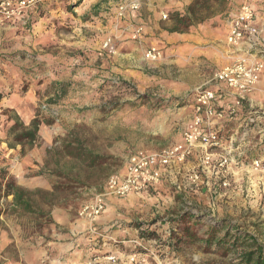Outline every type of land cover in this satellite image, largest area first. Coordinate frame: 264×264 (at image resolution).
<instances>
[{"label": "rangeland", "instance_id": "obj_1", "mask_svg": "<svg viewBox=\"0 0 264 264\" xmlns=\"http://www.w3.org/2000/svg\"><path fill=\"white\" fill-rule=\"evenodd\" d=\"M85 2L86 0H48L41 7L31 32L21 26L0 27V54H6L13 62L30 61L31 51L25 47L14 49V46L28 45L31 48L35 40L33 37H37L36 25H39V22L45 27H53L57 36L56 45L61 46L64 35L74 34L72 32L77 27V19L85 16L84 21L93 22L92 14L85 13L90 10L88 2ZM109 7L112 11L117 10V7ZM162 18L167 22L172 15L168 14L166 18ZM185 31L188 30L182 32ZM59 32L62 35H59ZM197 46L201 48L207 44L199 42ZM209 47L215 56L214 59L220 56L221 48H213L216 44L212 43ZM192 49L191 46L182 47L181 52H173L172 46H166L167 61L162 65L163 73L171 77L184 74L187 79L186 69L172 60L186 56L188 52H196L199 48H194L196 51ZM19 55L20 60L17 58ZM187 64L188 61L181 63ZM207 66L209 67H206V70L209 72H199L196 83L202 82L206 77H212V81L204 86L214 88V75L220 66L217 61L209 62ZM180 68L184 73L177 71ZM15 84L16 81L11 85L12 90L16 89ZM98 88L97 92L84 94L82 98L79 95L77 101L61 105L44 101L43 97H40L36 107L44 122L40 128V139L38 145L33 148L26 147L24 151H21L20 146L9 148L5 142L8 128L13 123V120H8L7 110L13 107L7 106L4 101L8 93L0 91L4 94L0 100V169L7 170L8 176L18 185L32 191L34 200L33 211L14 209L11 204L12 197L0 201V242L9 240L4 249L7 256L13 254L14 258V254L19 255L21 252L18 258L13 259V263L41 262L44 258H41V253L47 249L49 260L61 257L74 259L76 243L82 238L96 240L94 237H97V234L90 231L88 221L85 223L79 215L83 206L105 191L107 180L112 174L125 170L130 155L138 150L161 151L176 144L179 139V108H182L179 103L186 101L187 105L190 103L188 101L194 99L193 89L175 96L171 90L160 84L142 90L121 79H110ZM139 94H147L153 99L142 100L138 97ZM48 104L55 106L47 109ZM70 104L72 107H69ZM262 117L264 118V115ZM225 124L229 125L226 126L224 141V146L228 145L227 149L222 150L217 157H212L209 168L204 163L206 151L199 154L195 150L184 164L176 165L181 167V173L184 174L182 168L191 164L184 176L173 171V164L164 173L161 182L142 195L147 196L149 200L154 199L155 203L152 204L159 210L166 207L168 198H172L177 203L174 206L179 209H171L170 214L173 215L181 211H194L208 213L216 218H228L264 246V124L258 123L255 129L252 128L245 135V141H250L247 148L253 149L255 157L260 160L261 166L258 169L252 166L248 157L241 161L244 155L238 154L240 149L232 147L233 144L245 143L241 137L248 127L246 125H249L247 121ZM68 142L76 149L79 148L78 143H82L79 156L68 155L64 149ZM245 146L244 144L242 148ZM92 155L100 157L96 163L88 157ZM197 155H201L200 158ZM224 158L228 160V166L218 169L216 166ZM193 173L199 175V179L194 182L189 180ZM225 182L227 185H224ZM162 184L166 185L162 187ZM161 217L165 219L159 222L154 219L153 222L158 224L152 230L148 229L149 238H160L161 241L156 247L157 250L161 249L158 260L168 264H240L238 251L228 254H224V251L204 252L196 244L181 243L180 246L176 245L178 252L172 253L175 250L170 248L166 252L169 246L167 240L171 238L181 241L174 232L166 233L170 229L167 225L162 227L171 216L167 218L164 214ZM76 226H79V229ZM95 226L99 233L98 224ZM206 229L205 226L200 232L203 233ZM82 250L83 248H78L77 254L87 258L90 252H81ZM130 251L129 248L128 253H138Z\"/></svg>", "mask_w": 264, "mask_h": 264}, {"label": "crops", "instance_id": "obj_2", "mask_svg": "<svg viewBox=\"0 0 264 264\" xmlns=\"http://www.w3.org/2000/svg\"><path fill=\"white\" fill-rule=\"evenodd\" d=\"M127 1L139 2L140 10L120 20L116 15V11H112V8L109 7H117L118 1L86 0L90 10L85 13L87 15L92 14L93 22L84 21L85 16L80 17L79 20L77 19V27L72 32L74 34L64 35L61 46L56 45L57 36L53 32L52 26L45 27L42 23H37L39 24L36 25L37 31L35 34L37 37H33L35 40L32 42V47L29 48L28 45L14 46V49L25 47L31 51V60L26 63L18 62V60L16 62L10 61L9 56L0 54V91L8 93L4 99L7 106L15 108L22 120L26 124H29L36 117L42 120V115L36 111L40 97H43L44 101L50 103L55 102V104L60 103V105L62 103H70L77 101L79 95L82 98L84 94L97 92L98 87L110 79L114 81L121 79L142 90L160 84V86L171 90L175 96H179L187 93L189 89L195 90L198 86L212 81V77H206L202 82L196 83V77L199 75V72H209L206 70V67H209L207 66L209 62L217 61L220 70L237 57L236 55L240 53V49L243 50L241 52H245L248 48V45L244 44L239 49H232L226 44V36L231 18L241 8L244 0H211L212 8L209 13L207 14L204 11L202 18L191 20L189 27H185L180 31H171L176 22L172 18L177 16L178 20H181L185 17H191L190 7L194 4L195 0ZM255 7L257 10V22L263 25L264 2H259ZM164 14H171L172 18L165 22L162 20ZM140 25L144 28L141 39L139 41L132 40L131 37L135 28ZM186 29L188 31L182 32ZM59 35L62 34L59 32ZM110 35L114 37L116 46L114 53L108 52L103 46L106 37ZM262 39H264V35ZM199 42L207 44V46L200 48L197 46ZM210 43L216 44V47L213 48H221V54L220 56H216V59L213 58L214 55L209 49ZM151 46L162 49V58L157 61L145 58V52ZM166 46H172L173 52L174 50L181 52L182 47L189 48L190 46L193 47L192 51L194 48L200 49L194 50L196 52H188L186 56L172 60L176 61L181 68L186 69L188 72L187 79L184 78V74H179L178 77H171L163 73L164 69L162 65L167 61L165 58ZM17 58L20 60L21 56L19 55ZM183 61H188V64L181 65ZM151 68L153 69L151 70ZM181 68L177 71L184 73V70ZM14 81H16L14 85L16 89L12 90L11 85ZM23 88L26 89L23 90ZM55 104H48L49 108L47 109H52ZM230 105H232V97L224 95L221 98L220 106L226 108ZM69 107H72V105L70 104ZM190 107L191 105L188 103L179 108V139L177 143L182 141L184 130L191 125L193 111ZM262 115H264V75H262L257 89L249 99L243 102L236 116L226 120L225 123L240 120L242 122L247 121L249 125H246L248 127L241 137L245 141V135L252 128L255 129L258 123L264 124V121L262 122L261 120L263 118ZM251 117H256V121L251 122ZM42 124H44L43 120ZM227 125L224 124L225 130ZM240 125L242 124L240 123ZM249 142L247 140L243 144L232 145L233 149L234 147L235 149H240L238 154L244 155L241 161L244 157H248L247 151L249 147L247 148V146H249ZM244 144L246 146L243 149ZM227 146L222 149H212L213 157L221 154L222 150L227 149ZM196 151L199 154L204 153V150L200 148ZM197 156L200 158L201 155ZM251 161L253 162V160ZM176 165L180 164H175L173 171L182 176L191 167L189 163L186 165L187 167L182 168L184 170V174H182L181 167ZM39 181L41 184L43 183L42 180ZM164 185L166 184H162L161 186L163 187ZM167 201L169 203H167L166 207H162V210H159L157 206L152 204L155 203L154 199L149 200L147 196L142 194L133 193L122 199L113 196L109 197L107 208L96 223L100 228L99 235L94 237L96 240L82 238L74 246L75 258L63 259L61 257L62 260L66 264H77L97 258L98 264H111L106 260V255L117 254L122 261H126L130 254H135L141 264H155L159 259V251H161V249H156L158 247L157 244L161 243L160 238H145L141 235V232L145 229L152 230L158 224L153 222V220L158 219V222L162 221L165 218L161 216L166 214L167 218L171 216L168 220L169 223L162 224L163 228L166 225L170 228H168L169 230L166 233L170 234L174 232L176 235H181L175 223L170 220L183 211L176 215L170 214V210L175 209L174 205L177 203L172 198H168ZM83 221L87 222L86 219ZM135 221H140L144 224L142 226L131 225ZM78 227L76 226V228ZM206 227L208 228V226ZM157 233H159L158 230ZM158 237H160L159 234ZM137 239H144L149 250L142 251L136 249L132 241ZM175 242L176 240L171 238L167 240L169 246H167L166 252L169 248L175 250L172 253L178 252L176 250L178 247L174 244ZM8 243L9 240H2L0 242V264H22L18 262L13 263V259L18 258L21 252L19 255L14 254V258L13 254L10 256L6 255L7 253H5L4 249ZM70 248L73 247L70 246ZM78 248L89 251L90 255H87V258H83L81 254H77ZM129 248L131 251H138V253L131 251V253H128L127 250ZM47 250L42 251L41 258H44L41 262L53 264L55 259L49 260L50 256L46 255L48 253Z\"/></svg>", "mask_w": 264, "mask_h": 264}, {"label": "built area", "instance_id": "obj_3", "mask_svg": "<svg viewBox=\"0 0 264 264\" xmlns=\"http://www.w3.org/2000/svg\"><path fill=\"white\" fill-rule=\"evenodd\" d=\"M117 1L116 11L119 18H126L140 10V3L137 1ZM47 2L48 0H0V27L21 26L28 32L33 31L41 7ZM259 2L264 0H244L241 8L231 18L226 36L227 46L239 49L240 46L247 44L248 48L245 52H241L243 50L240 49V53H237L233 61L215 73L214 88L202 85L193 91L191 95L194 99L189 103L193 111L192 121L191 125L184 130L182 141L161 151L138 150L130 155L125 170L122 173L112 174L107 180L105 191L97 194L79 212L80 217L88 221L90 231L99 235L95 225L105 212L109 197L126 198L133 193L148 192L161 182L170 166L184 164L198 148L206 151L204 163L209 168L213 157L210 151L225 147L226 120L236 116L243 102L252 96L264 75V39H262L264 24H258L255 7ZM163 17L166 18L167 15L164 14ZM143 31V26L136 27L132 39L140 40ZM103 46L110 53L116 51L112 36L106 38ZM162 56V50L156 46H151L145 52V57L152 61H157ZM224 95L232 97V105L226 108L220 106ZM250 121L255 122L256 117H251ZM228 164V160L224 158L216 167L223 169ZM252 166L256 169L260 168V160H254ZM198 179V173H193L189 178L193 182ZM224 185H227V182ZM132 242L138 250H149L144 239ZM105 258L111 264H141L135 254H130L126 261H122L117 254H109ZM53 264L66 263L62 259H55ZM77 264H98V262L97 258H94ZM155 264L168 263L157 260Z\"/></svg>", "mask_w": 264, "mask_h": 264}, {"label": "trees", "instance_id": "obj_4", "mask_svg": "<svg viewBox=\"0 0 264 264\" xmlns=\"http://www.w3.org/2000/svg\"><path fill=\"white\" fill-rule=\"evenodd\" d=\"M210 1L195 0L190 7L191 17H185L181 20H178L177 16L173 17L172 19L176 22L171 31H180L185 27L188 28L191 20L202 18L204 11L208 14L212 8ZM3 97L4 94L0 92V100ZM138 97L145 101L153 99L147 94H139ZM185 104L186 101L179 103L181 106ZM7 112L9 113L8 120H13L7 131V140H5L8 147L16 148L20 146L21 151H24L26 147L33 148L38 145L42 120L36 117L29 124H26L15 108H8ZM78 145L79 148L76 149L68 142L65 144L64 149L70 156H79L82 143H78ZM247 156L253 161L258 160L253 149H248ZM88 157L93 163H96L100 158L97 155ZM57 173L61 174L60 171H57ZM32 196V191L18 185L14 179L8 176L7 170L4 168L0 169V201L12 197L11 204L14 209L33 211L34 200ZM170 221L174 222L181 232V235H178L181 242L176 241L175 245H180L181 243L196 244L204 252L215 253L224 251V254L238 251L240 264H264V246L257 243L251 235L242 231L228 218H216L203 212L183 211L176 217L171 218ZM143 224L140 221L131 223V225L136 226H142ZM205 226H208V228L203 233L200 232V229L202 230ZM149 234L150 231L147 229L141 232V235L145 238L149 237ZM174 235L176 236V234Z\"/></svg>", "mask_w": 264, "mask_h": 264}]
</instances>
